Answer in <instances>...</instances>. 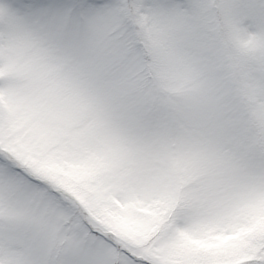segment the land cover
I'll return each mask as SVG.
<instances>
[{
  "label": "snow or ice",
  "instance_id": "snow-or-ice-1",
  "mask_svg": "<svg viewBox=\"0 0 264 264\" xmlns=\"http://www.w3.org/2000/svg\"><path fill=\"white\" fill-rule=\"evenodd\" d=\"M0 264H264V0H0Z\"/></svg>",
  "mask_w": 264,
  "mask_h": 264
}]
</instances>
